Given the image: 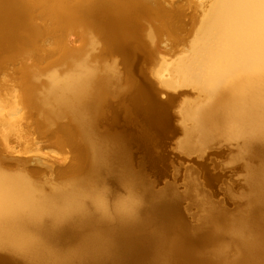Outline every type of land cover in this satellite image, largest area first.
Returning <instances> with one entry per match:
<instances>
[{"label":"bare ground","instance_id":"obj_1","mask_svg":"<svg viewBox=\"0 0 264 264\" xmlns=\"http://www.w3.org/2000/svg\"><path fill=\"white\" fill-rule=\"evenodd\" d=\"M52 32L46 55L60 69L39 82L30 68L22 101L63 135L70 160L47 182L39 169H5L14 160L0 151V264H264V0H0V65ZM168 131L188 154L231 143L243 172L239 190L223 187L231 206L213 198L223 173L204 162L183 189L165 181L155 192L129 166L108 165L138 144L166 173ZM103 171L128 193L103 195ZM189 205L199 223L185 228Z\"/></svg>","mask_w":264,"mask_h":264},{"label":"rangeland","instance_id":"obj_2","mask_svg":"<svg viewBox=\"0 0 264 264\" xmlns=\"http://www.w3.org/2000/svg\"><path fill=\"white\" fill-rule=\"evenodd\" d=\"M60 2L62 0H59ZM35 20L37 23L42 21L46 12L43 7L38 4L34 7ZM56 14L51 15L46 24L51 26L54 24ZM58 32L46 34L45 38L39 40L41 49H31L25 54H19L14 58L5 57L0 65V151L2 154L14 161L4 163L5 169H22L24 171H33L39 169L37 176L47 182H56L60 180L58 167L65 166L70 160L71 149L63 141L62 134L52 135L37 124L36 116L28 110L26 104L22 101L24 87V77L28 78L29 69H33L37 75L34 77L36 81H44L46 74L53 68L60 69L58 65L53 66L55 57L47 58L46 54L53 52L57 45ZM79 31L73 30L67 37L68 45L80 46ZM102 43L95 48L94 52L100 51ZM118 55L109 57V60H118ZM117 67L124 75L128 74L123 61L120 59ZM126 75V76H127ZM111 101H116V98H111ZM15 107L17 113L13 118V127L9 128L4 125L3 120L7 118V113L11 107ZM31 110V109H30ZM110 128L107 122L100 123V130ZM117 129H111L110 133ZM171 134H176L172 135ZM179 135L177 132H167L166 138L162 140L161 146L168 154L167 164H164L165 172H161L157 168L147 149L144 146L133 145L126 156L116 155L108 162V165L119 163L129 166L130 173L133 176H139L140 180L148 185L152 192H155L164 182H173L179 189H183L186 184L190 169H200L201 163L204 162L210 170L222 172V181H227L220 190V184L213 194L215 200L226 202L227 206H231V202H227L228 198L225 193V188L231 190H239L243 182V172L238 161L231 159L232 147L231 143L215 142L214 145H209L200 153H185L180 152L175 145V138ZM217 147L221 148L219 150ZM66 156V157H65ZM7 160V158L5 159ZM199 183L204 187L201 179ZM233 182L230 184L228 181ZM48 183H46L47 185ZM98 190L107 195L108 199H114L116 195H126L128 191L120 182H117L106 171L102 172L101 178L97 181ZM226 186L224 189L223 187ZM205 188V187H204ZM206 189V188H205ZM112 201V200H111ZM110 202V201H109ZM186 206L187 202L183 201ZM190 212V213H189ZM161 219L168 223H173L171 215L162 216ZM199 219L197 217V208L188 206V215L186 224L183 227L197 225ZM138 255V254H137ZM239 257V255L237 256ZM236 257V258H237ZM145 259V257H144ZM139 260V258H138ZM234 260L230 261L232 264ZM132 264V263H131Z\"/></svg>","mask_w":264,"mask_h":264}]
</instances>
